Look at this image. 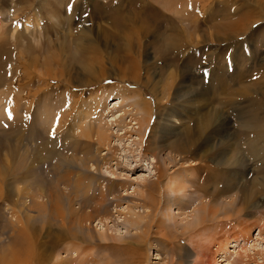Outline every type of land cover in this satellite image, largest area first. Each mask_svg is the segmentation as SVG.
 Masks as SVG:
<instances>
[{"label":"rangeland","instance_id":"rangeland-1","mask_svg":"<svg viewBox=\"0 0 264 264\" xmlns=\"http://www.w3.org/2000/svg\"><path fill=\"white\" fill-rule=\"evenodd\" d=\"M199 2L0 0V264H264V138L241 123L264 122V0H204L203 13ZM234 25L248 34L231 36ZM122 87L149 104L153 132L133 130L125 153L95 142L83 157L94 141L81 129L111 120L104 105ZM188 134L199 144L180 155ZM181 178L177 207L164 189ZM56 188L63 198L49 201ZM30 195L43 205L28 220ZM102 200L92 232L69 219Z\"/></svg>","mask_w":264,"mask_h":264},{"label":"bare ground","instance_id":"bare-ground-1","mask_svg":"<svg viewBox=\"0 0 264 264\" xmlns=\"http://www.w3.org/2000/svg\"><path fill=\"white\" fill-rule=\"evenodd\" d=\"M199 0H195V3H197ZM201 2H199V4H200V6L198 7V9H197V4H196V7H192V9H194V12L196 11V9H197V11H201L202 13H203V11H205L206 10V8H205V4H204V0H200ZM209 5L210 4H208L207 6L209 7ZM196 16H197V14H196ZM183 18V20H184V18L185 17H182ZM187 19V18H186ZM233 29H234V31H233V35L231 34V36H234V37H238V38H240V37H242V36H246V34H248V32L249 31H246L248 28H249V26H244L243 28H241L240 26H233L232 27ZM246 29V30H245ZM171 41V40H170ZM172 43V42H171ZM173 44V43H172ZM174 45V44H173ZM237 46V45H236ZM84 51H86V50H84ZM82 52V51H81ZM83 54V53H82ZM84 56H85V54H84ZM85 58V57H84ZM87 58V57H86ZM91 60V59H90ZM93 60V59H92ZM90 71V73H93V69L91 70L90 68H88V69H86V71ZM93 75V74H92ZM22 91V90H21ZM119 91H121V96L122 97H117L119 100H121L120 102H118V103H115V104H113V107H112V109H110V106H111V104H112V101H110V99H108V97H107V101H106V104L104 105L105 106V111H107L109 114H111V120L110 121H100V123H99V129L98 130H96L97 132H95L94 134L92 133L91 134V136L88 134V133H86L84 130H82L81 129V134H82V137H85V138H88V139H91V140H93L94 142H86L85 144H86V152L85 153H87V154H84L83 155V157H92L91 155L93 154V150H92V148H93V145H94V143L96 142L98 145H100V146H103V147H108L109 149H111V150H115L117 147H122V142L124 141V139H127V138H131V136L129 137V134L131 135V133H132V131L134 130V132L136 131L138 134H141V136H143V138H144V134H145V132H146V130H148V128L153 132V129H152V126H151V122H152V118H153V113H152V111L150 110V106H149V104H147L146 102H145V100L142 98V96L138 93V91H136L135 89H133L132 90V92H128V90L127 89H124L123 87L122 88H120V90ZM23 92V91H22ZM244 96H245V94H244ZM26 97V96H25ZM24 97V98H25ZM23 98V99H24ZM24 102L22 103L23 104V108L27 105V99H25V100H23ZM258 100H256L255 101V103H254V108H256L257 110L259 109V108H261V104L259 103V102H257ZM109 106V107H108ZM124 107H126V108H132V109H130V110H126ZM263 107V106H262ZM26 109H28V106H27V108ZM135 110H136V112H135ZM129 112H131L130 114L132 115V119L130 120V122H129V124H124V117H126V115H127V113H129ZM103 113H104V111H103ZM261 114H262V112H260ZM260 113H258L257 112V114H249L250 115V117L249 116H247L248 114H247V112H246V116L247 117H249V119L247 120V118L245 119V116L243 115L242 117L244 118L243 119V122H241V123H249L250 124V126H251V128H252V133L253 134H256L257 136H261V137H263L264 138V122H263V116L261 117V115H260ZM139 115H141V116H139ZM174 115V114H173ZM242 117H241V119H242ZM240 119V118H239ZM240 123V124H241ZM124 124V125H123ZM123 125V127H121ZM244 125V124H243ZM107 126V127H106ZM247 126V125H246ZM117 128V129H116ZM242 128V127H241ZM250 127H248L247 129H251ZM143 129H144V131H143ZM154 129H155V131H156V128L154 127ZM251 132V131H250ZM112 135H115L116 137V139L114 140V139H112L111 140V138L112 137H114V136H112ZM188 137H189V139H188ZM141 138V137H140ZM187 140L186 141H183L182 142V145L181 146H178V147H176L175 148V152H177L178 154H180V155H182V154H186V155H188L190 152H191V149H192V147H195V145L196 144H199V140H197V139H195L193 136H191V134H188V136H187V138H186ZM127 141H129V139L127 140ZM260 141V140H259ZM80 142V141H79ZM79 142H78V144H79ZM262 142V141H261ZM142 144V143H141ZM262 145H264V143L262 144ZM261 145V146H262ZM131 146H132V144L130 143V144H128V146H127V148H128V152H130V153H133V151H132V148H131ZM199 146V145H198ZM118 150V149H117ZM122 151H124V153L125 152H127V150H126V147L124 148V147H122V149H121ZM126 150V151H125ZM196 151V150H195ZM262 151V150H261ZM202 154V158H206L207 156H209V154L210 153H212V147H211V145H209V143H206L204 146H203V144L201 145V148H200V146H199V148H197V151H196V153H197V156L199 157L200 155V153ZM259 154V153H258ZM256 156V155H255ZM227 158V155H224L223 156V158H222V160L221 161H225V159ZM260 158H261V156H260ZM25 159H26V157H25ZM83 159V158H82ZM81 160V159H80ZM138 162V161H137ZM71 165V164H70ZM84 165H86V160H84ZM130 165V164H129ZM138 166V165H137ZM136 166V167H137ZM139 167V166H138ZM130 169H131V171H136V169L137 168H132L131 167V165H130ZM198 169H200V168H198ZM70 171V170H69ZM37 172V171H36ZM35 173V172H34ZM66 173V172H65ZM113 176H112V179H115V174H112ZM37 176H39V175H37ZM163 171H159V177L157 178V181H156V184H158V188L160 189V187H162V186H160L161 185V183H160V181L163 179ZM62 178H68V177H66V176H63ZM77 178V177H76ZM38 181V180H37ZM65 181V180H64ZM78 181H79V178H78ZM184 181V182H183ZM39 182H41L40 180H39ZM80 182V181H79ZM78 182V183H79ZM42 183H43V181H42ZM76 183V182H75ZM78 183H77V185H78ZM188 182L186 181V183H185V180L184 179H175V180H172L170 183H168V185L167 186H165L166 188L164 189L165 190V192L167 193V195H173L174 197H173V199L170 201L169 200V198L168 199H166V195L164 196L165 197V199H166V201L165 202H172L173 204H175L177 207H178V204L180 205L181 204V200L183 199V195H184V193H185V191H186V184H187ZM229 183V181L228 180H226V182L221 186V187H219V189H218V192H217V194L213 197V199H215L216 201H218V199H221L222 197H225L226 195H227V192H229V190L230 189H232V184H228ZM46 184V183H45ZM69 185H70V183H69ZM50 186V185H49ZM79 186V185H78ZM78 186H76V187H71V188H73L72 190L74 191V189H76ZM79 188V187H78ZM71 190V191H72ZM24 191V190H23ZM156 191H157V189H156ZM22 192V191H21ZM106 192V191H105ZM205 192V191H204ZM61 193H63V192H61V190L60 191H58V188H56L55 190H54V193H53V195L52 196H50V195H48L49 197L48 198H50L49 199V201L50 200H54V197L55 198H57L58 199V196L60 197V198H63L62 196V194ZM245 193L246 192H244L243 193V196H245V198H244V200L247 202V195H245ZM43 194H44V192H43ZM27 195H29V194H26V196ZM47 195V194H46ZM71 195V194H70ZM154 195V194H153ZM204 195H206L205 193H204ZM24 196V195H23ZM228 196L229 195H227L226 196V198H228ZM25 197V196H24ZM31 195H30V199H31ZM210 197V196H209ZM51 198H53V199H51ZM25 199H28V197H26ZM210 199H211V197H210ZM232 199V198H231ZM23 200H24V198H23ZM31 200H32V202H31ZM30 200V202L29 203H31L29 206H27V208L26 209H24V211L26 210V212H25V217L29 220V219H31L32 218V215L30 214L29 215V212L28 211H30V209L28 208V207H30L31 209H35V207H37V206H39V205H41L40 204V201H39V198H37V197H33V199H31ZM22 201V200H21ZM28 201V200H27ZM26 201V202H27ZM43 201V200H42ZM48 201V200H47ZM56 201V200H55ZM54 201V202H55ZM100 201V200H99ZM212 201V200H211ZM210 201V202H211ZM231 201V200H230ZM236 201H237V198L236 199H234V197H233V199H232V201L231 202H228V206H230L231 207V205H233L234 203H236ZM22 203V202H21ZM171 203V204H172ZM23 205H24V203H22ZM206 204H209L208 202L206 203ZM211 204V203H210ZM209 204V205H210ZM25 205H26V203H25ZM28 205V204H27ZM42 205H43V203H42ZM41 205V206H42ZM104 205V200H102V202H101V205H98V206H96L95 208H94V210H92L91 212H86L84 215H83V213L84 212H82L81 214H79V215H77V214H75V210L74 209H72L71 211H70V217H69V219L71 220V222L73 223V222H75V223H78L79 224V226H80V230L81 231H83L84 230V224H85V226H86V229H87V231H89V232H92V230L90 229V226H88V223L91 225V223L90 222H92V220H94V215H93V213H94V211H96V210H98V211H101V209H102V206ZM168 205H169V203H168ZM206 206V205H205ZM208 206V205H207ZM227 206V205H226ZM45 207V206H44ZM167 207H170V206H167ZM166 207V203H165V208H167ZM39 208V207H38ZM172 208V207H171ZM171 208H170V210H171ZM33 209V210H34ZM169 209V208H168ZM12 210V209H11ZM14 210V209H13ZM104 210V209H103ZM167 210V209H166ZM205 211H206V209H205ZM226 211V210H225ZM102 212V211H101ZM104 212V211H103ZM164 212V211H163ZM206 213V212H205ZM216 212H212V211H210L209 212V216L208 217H210L212 220L214 219L213 218V216H215L214 214H215ZM18 214H19V212H18ZM23 214V213H22ZM62 214V213H61ZM60 214V215H61ZM221 214V213H220ZM224 214H226L225 212H224ZM14 215H16V213H14ZM63 215H64V213H63ZM208 215V214H207ZM218 215V214H217ZM23 216V215H22ZM220 216V215H219ZM64 218V217H63ZM219 218V217H218ZM64 219H66V218H64ZM198 217H197V221H198ZM210 219V220H211ZM67 220V219H66ZM65 220V221H66ZM69 220V221H70ZM196 220V219H195ZM132 222V221H131ZM203 222V221H202ZM262 222V221H261ZM74 223V224H75ZM133 224L135 225V226H137V227H140L141 226V224H142V220H140V218H139V220H136L135 222H133ZM262 225H264V224H262ZM198 226H200V225H198ZM263 227V226H262ZM13 228V227H12ZM205 227H203L202 228V231H205L206 229H204ZM246 228V227H245ZM199 232H201V229H197ZM261 230V229H260ZM261 233V232H260ZM262 233H264V231H262ZM243 237H244V239H241V240H236V242H235V244L233 245V246H231V247H237V246H239V244L241 243V242H246L247 240H246V236H249V235H245L246 233L245 232H243ZM68 235V234H67ZM65 237H66V234L64 235ZM195 236H202V234H200V233H197V234H195ZM90 238H92V235L90 234ZM262 239H264V238H262ZM235 240V239H234ZM231 243V242H230ZM250 243H247L246 245H249ZM252 246H255V245H252ZM256 247V246H255ZM257 247H259V248H257V250H262L263 251V249H264V247L263 246H261L260 244H258L257 245ZM225 248H226V250H225V252L224 253H226L227 252V249H228V244H226V246H225ZM80 249V248H79ZM256 249V248H255ZM242 250H246L245 251V253L248 251V248L247 249H245V247H244V249H242ZM14 255V254H13ZM16 256V255H15ZM16 258V257H15ZM211 259V258H210ZM204 260V259H203ZM206 260V259H205ZM17 262H18V260H16ZM57 261V260H56ZM219 261V260H218ZM218 261L217 262H213L214 264H218ZM20 262V261H19ZM221 262H224V261H221ZM226 262V261H225ZM212 263V264H213ZM202 264H211V260H207V261H203L202 262ZM226 264H229V261H227L226 262Z\"/></svg>","mask_w":264,"mask_h":264},{"label":"snow or ice","instance_id":"snow-or-ice-1","mask_svg":"<svg viewBox=\"0 0 264 264\" xmlns=\"http://www.w3.org/2000/svg\"><path fill=\"white\" fill-rule=\"evenodd\" d=\"M9 118H11V117H9Z\"/></svg>","mask_w":264,"mask_h":264}]
</instances>
